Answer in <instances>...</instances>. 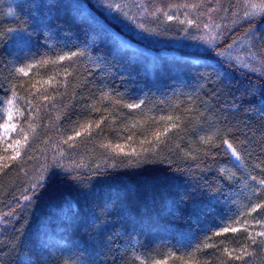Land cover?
I'll list each match as a JSON object with an SVG mask.
<instances>
[{"label": "trees", "instance_id": "obj_1", "mask_svg": "<svg viewBox=\"0 0 264 264\" xmlns=\"http://www.w3.org/2000/svg\"><path fill=\"white\" fill-rule=\"evenodd\" d=\"M261 3L0 0V264H150L197 248L200 264H264L243 225L199 232L193 222L226 181L225 164L264 193V12L250 7ZM168 115L178 127L140 153ZM132 148L140 154H125ZM187 230L194 241L180 244ZM243 246L255 255L223 251Z\"/></svg>", "mask_w": 264, "mask_h": 264}, {"label": "snow or ice", "instance_id": "obj_2", "mask_svg": "<svg viewBox=\"0 0 264 264\" xmlns=\"http://www.w3.org/2000/svg\"><path fill=\"white\" fill-rule=\"evenodd\" d=\"M108 8H115L116 10H119L120 6L119 5H113L111 3H109L107 5ZM251 8L253 9H259L260 11L264 12V3H261L259 5H250ZM250 15H255V12H252L250 13ZM169 20L172 19L171 16L168 17ZM181 23H183V21H181ZM188 23L191 25L193 24V21H188ZM141 27H143V25H141ZM205 27H208V25H205ZM79 55L78 53H72L71 55H66V56H60L58 58V60H55V61H48V60H44L42 61L41 63L43 65H48L49 63H52V64H58V63H61L63 62L64 60H72L73 57ZM33 67H37V65L33 64V65H28L27 68L28 69H31ZM16 71L18 73H21L25 76L28 75V71H26L25 68H18L16 69ZM65 72V79L67 78L68 75H70V73L67 71V69L64 70ZM55 80V76H50L48 80L44 81L43 83L44 84H48V85H52V82ZM57 83H59V81H57ZM32 88H37V85L36 84H32L31 85ZM37 91H39V88H37ZM35 93H33L34 95ZM50 93H47V89H45V93L41 94L40 96V99H43V100H48L50 98ZM14 98H15V93H14ZM52 99H55V97H51ZM104 99H107V96L104 97ZM141 105L139 104H130V105H127V107L129 108H139ZM180 117L179 116H173V115H168V116H161L159 117V121H155V118H153V120L158 124L160 121H164L166 122L163 126V129L161 130V128L157 127L155 131H152L149 134H145V139L144 140H141L140 141V145H141V148H140V153H149V152H152L154 153L155 149L160 145V144H163L165 143L166 141L162 140V137H167V134L168 132H170L173 128H177L178 127V123L180 121ZM175 121V122H174ZM168 122H171V123H168ZM99 123L96 124V127L99 128ZM14 127V126H13ZM92 125L89 124L87 126V128H84L82 126L81 128V131H77L76 132V136H79L81 135V132H89V130L91 129ZM133 127H136V125L134 124ZM21 132L23 133L24 130L21 129ZM90 134V132H89ZM76 137L73 136V137H69L68 139L69 140H74ZM28 139V134L27 133H24V140L27 141ZM129 139H132V137H129ZM202 140H204V138L202 137L201 138ZM211 139V138H209ZM68 141H65V143H67ZM207 142V141H205ZM14 143L16 145H19L20 144V141L19 140H16L14 141ZM224 144L226 145L227 149L230 150V153H231V156L235 158V160L239 161L241 160V156L240 154L236 151V149L233 147V145L231 143H229L227 140L224 141ZM145 145H147L148 147H145ZM8 147H12V145H9ZM103 147L105 148H112V150L114 152H117V154L121 153V152H124V147L117 144L115 145L114 147L111 145V144H105L103 145ZM140 153L137 152V150L135 148H132L130 150L129 153H125V154H132V155H139ZM20 156V151L19 150H16L15 151V154L13 156H11L10 158L9 157H5L4 159H12V160H15L17 157ZM4 166H0V168H2ZM252 180H257V177L256 176H252L251 177ZM258 184H260L261 186H264V179H260L257 181ZM253 192H256L257 189H252ZM259 209H264V203H256V204H253L251 206V208L249 209L248 211V215H251L252 212H256L258 211ZM258 223L260 221H257ZM236 223H240L239 220L236 221ZM247 222L245 221V224ZM247 231V229H245ZM224 233H227L228 231H232V232H238L240 231V228L238 227H231V226H226L223 228L222 230ZM222 233L221 232H217L216 235L219 236L221 235ZM256 237H264V230H261L259 232H257L255 234V236L252 235L251 232H249L248 236L246 237V239L248 240H251V243L253 245L257 244V243H260L262 246H264V241H257ZM213 245H210V244H205L204 247L207 248V247H212ZM200 251L199 248H197L193 253H191L187 258L185 257H175V255L173 253H168L166 255V257L163 259V260H155L153 259L150 264H168V259H176L180 262V264H200V262L197 260L196 258V252ZM230 259H235V260H243L245 259V257L247 256H254L255 253L253 251H249L248 250V247L247 246H243L241 247L240 251H239V254L238 255H233V252H235V249L232 250V251H229L227 248H224L223 250ZM140 264H145V261L143 259H140Z\"/></svg>", "mask_w": 264, "mask_h": 264}, {"label": "rangeland", "instance_id": "obj_3", "mask_svg": "<svg viewBox=\"0 0 264 264\" xmlns=\"http://www.w3.org/2000/svg\"><path fill=\"white\" fill-rule=\"evenodd\" d=\"M183 82L184 79H181L178 83ZM222 170L226 174V181L221 184V189L216 194L210 196L208 205L198 206L199 214L193 217V222L199 232H203L212 227L230 226L231 223L239 220V225H243L248 234L251 232L254 236L264 230L262 219L264 215L261 209L252 212L251 215H248V211L253 204L264 202V193L257 188H255L257 191L253 192V187L237 179L230 163L223 165ZM178 237L180 244L188 245L194 241L195 232L187 230L179 233ZM257 238L264 240V237Z\"/></svg>", "mask_w": 264, "mask_h": 264}, {"label": "bare ground", "instance_id": "obj_4", "mask_svg": "<svg viewBox=\"0 0 264 264\" xmlns=\"http://www.w3.org/2000/svg\"><path fill=\"white\" fill-rule=\"evenodd\" d=\"M214 195V194H213Z\"/></svg>", "mask_w": 264, "mask_h": 264}]
</instances>
